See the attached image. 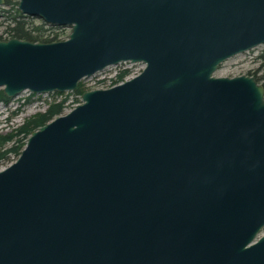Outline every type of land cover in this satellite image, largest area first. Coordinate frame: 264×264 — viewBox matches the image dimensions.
Returning a JSON list of instances; mask_svg holds the SVG:
<instances>
[{"label":"water","instance_id":"95a60500","mask_svg":"<svg viewBox=\"0 0 264 264\" xmlns=\"http://www.w3.org/2000/svg\"><path fill=\"white\" fill-rule=\"evenodd\" d=\"M5 0H0V6ZM65 39H0L11 99L85 90L0 169V264H264V0H18Z\"/></svg>","mask_w":264,"mask_h":264},{"label":"rangeland","instance_id":"374dc122","mask_svg":"<svg viewBox=\"0 0 264 264\" xmlns=\"http://www.w3.org/2000/svg\"><path fill=\"white\" fill-rule=\"evenodd\" d=\"M9 5L0 6V34L7 36L5 29L9 22L5 20V16L2 13L5 9H8ZM33 23L38 25L41 23L39 18H33ZM48 28L44 31L45 37L57 39H65L69 36L72 31L71 26H65L61 28ZM145 67L143 61L139 62H119L107 66L101 72L81 79L82 87L85 90L95 88H108L114 83V78L119 70L123 68H131L130 75L127 79L140 73ZM215 75L219 76H235L241 74H249L257 76L264 75V43H261L253 48L237 53L227 60L222 62L219 68L214 72ZM261 83L262 78H261ZM79 83V84H80ZM32 92L26 90L21 94L13 97L8 103L0 102V135L9 132L14 127L22 124L27 118L33 116L39 111H45L48 105L54 100H60L68 95L67 106L65 111L73 108L78 102H81V95L74 91H64L62 93L48 92L42 94H31ZM31 96V100L27 101V97ZM80 99V101H78ZM63 112V113H64ZM11 143H8L9 146ZM15 155L11 156L10 159L0 164V169L9 165L14 161ZM264 231V230H263Z\"/></svg>","mask_w":264,"mask_h":264},{"label":"trees","instance_id":"16d2710c","mask_svg":"<svg viewBox=\"0 0 264 264\" xmlns=\"http://www.w3.org/2000/svg\"><path fill=\"white\" fill-rule=\"evenodd\" d=\"M5 4L9 5L10 7L2 11L1 14H3L5 16V20L9 22L5 29V33L8 35L5 37L0 34V39L16 36L32 41L54 40V38L44 36V31L48 28V24L43 20H41V23L38 25L34 24L33 18L22 13L18 8V0H5ZM128 74H130L129 68L119 71L114 78V83L123 81L128 76ZM256 78L258 81H261L262 78V84L264 85V75L260 77L256 76ZM74 92L78 93L79 95L84 92L82 83L79 84L78 88L74 90ZM31 94L34 95V93ZM10 100L11 97L7 96L4 90L0 88V102L8 103ZM26 100L30 101L31 96H28ZM67 101L68 95L60 100H54L48 105L45 111H39L35 113L33 116L27 118L22 124L14 127L7 133L1 134L0 164L10 159L13 155H15V158H17L25 146L27 138L32 130L45 124L55 116L62 114L67 106ZM78 101H80V99ZM8 143L11 144L7 146Z\"/></svg>","mask_w":264,"mask_h":264},{"label":"flooded vegetation","instance_id":"af4514ba","mask_svg":"<svg viewBox=\"0 0 264 264\" xmlns=\"http://www.w3.org/2000/svg\"><path fill=\"white\" fill-rule=\"evenodd\" d=\"M123 69H126V68H123ZM123 69H121V70H123ZM121 70H119V71H121ZM129 70H131V68H129ZM119 71H118V72H119ZM118 72H117V73H118ZM128 75H130V74H128ZM126 79H127V77H126L124 80H126ZM124 80H123V81H124ZM121 82H122V81H121Z\"/></svg>","mask_w":264,"mask_h":264},{"label":"built area","instance_id":"2783aa9c","mask_svg":"<svg viewBox=\"0 0 264 264\" xmlns=\"http://www.w3.org/2000/svg\"><path fill=\"white\" fill-rule=\"evenodd\" d=\"M8 35V34H7Z\"/></svg>","mask_w":264,"mask_h":264}]
</instances>
